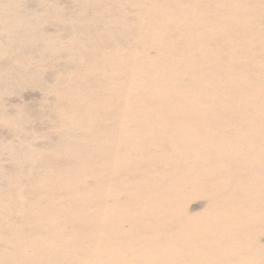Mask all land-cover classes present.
<instances>
[{"label":"rangeland","instance_id":"374dc122","mask_svg":"<svg viewBox=\"0 0 264 264\" xmlns=\"http://www.w3.org/2000/svg\"><path fill=\"white\" fill-rule=\"evenodd\" d=\"M221 77L233 87L216 110L207 105L208 88ZM144 90L165 103L157 108L144 97L134 103L165 117L163 123L138 121L125 108L131 91ZM116 109L121 110L119 125L113 118ZM205 110L232 118L234 130L205 157L185 142L160 155L166 196L147 216L180 204L182 220L219 221V204L202 196L201 189L210 176L225 170L236 178L235 169L247 171L264 153V139H252L251 129L264 124V0H0V264L74 262L70 254L82 234L63 236L52 223L43 228L41 242L31 246L38 233L32 227L21 237L28 215L19 212L40 200L48 204L51 193L53 200L70 199L71 189L61 182L71 178L75 153L86 154L85 142L96 135L97 126L104 125V136L109 134L129 155L124 169L141 170L153 148L186 126L179 125L181 120H198ZM182 146L189 150L183 152ZM111 153L108 149L107 156ZM57 170L67 178H58ZM73 176L76 184L100 181L77 172ZM134 179L109 196L112 211L121 206L120 197ZM43 183L50 184L46 193L40 189ZM231 183L240 190L238 181ZM252 193L241 199L254 202L264 220L261 191ZM207 211L211 217H202ZM63 219L73 227L72 220ZM85 224L76 223L79 228ZM137 226L150 229L153 224L147 220ZM8 227L12 236L4 238ZM256 227L264 230V224ZM258 238L264 243V233ZM108 258L113 264H138L126 262L123 252L113 251Z\"/></svg>","mask_w":264,"mask_h":264},{"label":"bare ground","instance_id":"6f19581e","mask_svg":"<svg viewBox=\"0 0 264 264\" xmlns=\"http://www.w3.org/2000/svg\"><path fill=\"white\" fill-rule=\"evenodd\" d=\"M147 87L154 88L149 85ZM232 87L226 78H219L208 88V107L222 109L223 95ZM131 96V100L125 103V108L136 120L144 122L148 119L151 123H163L165 117L159 116L155 111L150 113L141 109L134 102L144 97L149 104L160 108L165 103L164 100H159L149 90L131 91ZM81 112L91 115L85 109H81ZM116 112L113 118L116 125H119L117 118L120 117L121 110L116 109ZM179 125L186 126L163 144L153 148L141 170H125L124 158H130L129 155L122 150L118 141L113 144V138L109 134L104 136V125L97 126L96 135L85 142L86 154L79 156L75 153L74 166L70 169L71 178L61 182V186L71 189L70 199L57 195L59 198L53 200L52 193H49L48 204H43V200H40L33 203L34 209H21L19 213L28 215V223L20 231L21 237L23 232H29L28 230L35 227L38 238L31 240V246H36L41 242L39 236L45 233L43 228L47 226L50 229L52 223L60 226L59 232L63 236H74V231L82 234L81 241L74 245V255L70 254V258H74L71 264H101L103 260H106V264H113L108 258L113 251L123 252L126 262L135 261L138 264H264V243L258 238V234H263L264 230L256 227L264 224L258 223L264 221L260 218L261 209L254 202H244L241 199V195L253 196L252 192L258 188L261 191V206L264 207V153L253 159L247 171L235 169L237 179L232 171L225 170L217 176H210L201 189L202 196L219 204V212L223 217L219 221L200 222V219L193 217L182 220L180 204L162 207L160 213H148L147 216L150 208L165 199L167 191L163 164L160 165L157 158L184 142L205 157V153L215 148L218 141L235 128L232 118L224 114L215 116L209 110H205L200 119L181 120ZM251 129L254 130L252 139H264V124ZM108 149L112 151L110 157L107 156ZM181 149L183 152L189 150L184 146ZM101 153L105 155L100 156ZM210 158L213 166L216 161L213 153ZM238 171L242 173L241 177L237 176ZM73 172V177L77 172L89 181L96 177L100 181L96 184H76L70 181L73 179ZM57 177L67 178L60 170ZM133 178L132 185L120 197L121 206L116 205V210L112 211L109 196L117 190L119 184L131 182ZM237 181L240 190L231 183ZM49 186H44L43 183L40 189L46 193ZM58 206L60 212L57 210ZM55 213L60 216H54ZM87 214L91 215V223ZM211 215V211H207L202 217L209 218ZM63 216L72 220V228L69 227L71 222L68 224ZM81 220H86L83 228L76 225ZM147 220L153 224L152 228L140 229L137 226L139 222ZM178 222L179 226L176 224ZM33 223L34 226L29 227ZM127 224L131 227L125 229ZM10 228L8 227V234L2 235L4 238L12 236ZM120 235L127 237L120 238L119 242L115 241ZM141 237L145 239L140 240ZM84 252L87 253L86 258H80V254Z\"/></svg>","mask_w":264,"mask_h":264}]
</instances>
